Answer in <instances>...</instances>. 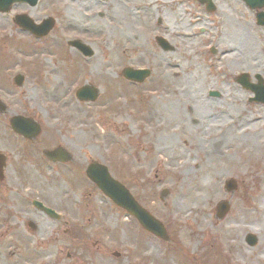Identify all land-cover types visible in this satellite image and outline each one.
<instances>
[{
    "label": "rangeland",
    "instance_id": "1",
    "mask_svg": "<svg viewBox=\"0 0 264 264\" xmlns=\"http://www.w3.org/2000/svg\"><path fill=\"white\" fill-rule=\"evenodd\" d=\"M95 9L85 0H41L0 14V151L2 141L17 139L7 120L28 114L42 125L41 141L71 155L68 165L51 166L35 152L18 171L12 150L0 181V264H264V112L229 79L209 104L204 91L222 87L220 63L178 38L163 51L160 31L127 25L123 9L118 26L104 25ZM20 13L35 22L51 16L55 27L36 39L13 23ZM75 38L91 57L68 46ZM127 66L150 75L127 81L120 74ZM16 73L22 86L9 83ZM83 84L98 89L94 101L75 97ZM211 142L216 152L207 154ZM93 160L164 224L168 242L144 232L84 176ZM228 179L236 182L232 192ZM32 199L59 218L34 209ZM220 200L230 210L217 220Z\"/></svg>",
    "mask_w": 264,
    "mask_h": 264
},
{
    "label": "flooded vegetation",
    "instance_id": "2",
    "mask_svg": "<svg viewBox=\"0 0 264 264\" xmlns=\"http://www.w3.org/2000/svg\"><path fill=\"white\" fill-rule=\"evenodd\" d=\"M85 1L97 8L94 16L100 18L104 25L118 26L116 20L119 9H123L131 15L127 25L160 31L157 36L166 41L164 44L168 50H174L175 43L181 40L191 45L193 52L198 53L200 50L207 61L220 63L222 79L219 83L222 87H208L204 91L209 104L219 100L216 97H221L220 91L226 79H229L234 90L247 93V102L253 100V105H258L264 112V0ZM39 3L40 0L35 7ZM50 3L48 1L47 6L43 7L49 9L52 5ZM105 14L110 16L109 19L113 21L111 24L104 19ZM168 31L174 33L171 38ZM15 135V140L2 141L3 170L11 157L13 159L12 150L18 154L15 157L18 160V171L24 169L21 167L22 163L33 162L35 152L41 156L37 160L41 159V162L51 166L68 165L71 161V155L68 162L56 159L60 158L59 155L51 154V158L45 155V149H50V146L51 149H56L60 144L49 146L38 137L28 139L19 134ZM31 206L39 211L32 202ZM27 224L31 226L30 221Z\"/></svg>",
    "mask_w": 264,
    "mask_h": 264
},
{
    "label": "water",
    "instance_id": "3",
    "mask_svg": "<svg viewBox=\"0 0 264 264\" xmlns=\"http://www.w3.org/2000/svg\"><path fill=\"white\" fill-rule=\"evenodd\" d=\"M24 1L29 5H34L37 0H0V12H7L10 9V6L14 2ZM15 22L18 23L24 29L31 31L32 33L40 36L46 34L52 27V20H45L41 26H36L29 20L26 16L18 15L15 17ZM71 45L78 48L84 55H91L92 51L88 48L87 45L82 44L78 41L69 42ZM149 74L148 70H133L126 68L123 71V75L126 78L133 79L136 81H142ZM78 96L82 99H94L96 96V90L92 87L82 88L78 92ZM15 126V125H14ZM87 177L94 182L97 187L109 197L116 205L125 209L128 213L134 215L139 223L146 229L156 235L165 237V231L162 225L154 220L144 209H142L137 202L130 196L127 189L118 181L114 180L108 173V170L105 166L94 162L91 163L86 170ZM228 188H232L234 185L229 181ZM228 210V203L221 202L218 205L217 216L222 217ZM52 213V212H51ZM247 241L250 245H253L256 241V238L253 235L247 236Z\"/></svg>",
    "mask_w": 264,
    "mask_h": 264
},
{
    "label": "bare ground",
    "instance_id": "4",
    "mask_svg": "<svg viewBox=\"0 0 264 264\" xmlns=\"http://www.w3.org/2000/svg\"><path fill=\"white\" fill-rule=\"evenodd\" d=\"M204 151L207 154H213L216 152V146H214V143L211 142L207 146H204ZM213 189L216 190V194L219 193V189L216 186H214ZM184 196H185L184 193L180 192V197H184ZM193 199L196 200L197 196H194Z\"/></svg>",
    "mask_w": 264,
    "mask_h": 264
}]
</instances>
